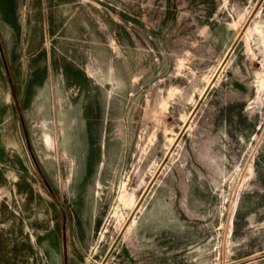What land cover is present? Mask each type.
I'll list each match as a JSON object with an SVG mask.
<instances>
[{"label":"rangeland","instance_id":"rangeland-1","mask_svg":"<svg viewBox=\"0 0 264 264\" xmlns=\"http://www.w3.org/2000/svg\"><path fill=\"white\" fill-rule=\"evenodd\" d=\"M0 264H264V0H0Z\"/></svg>","mask_w":264,"mask_h":264}]
</instances>
